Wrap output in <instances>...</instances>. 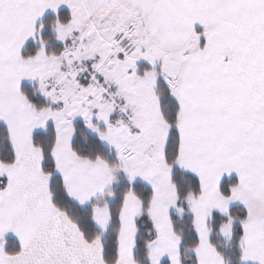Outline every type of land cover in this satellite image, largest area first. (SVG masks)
Wrapping results in <instances>:
<instances>
[{
  "label": "snow or ice",
  "instance_id": "6c2138e0",
  "mask_svg": "<svg viewBox=\"0 0 264 264\" xmlns=\"http://www.w3.org/2000/svg\"><path fill=\"white\" fill-rule=\"evenodd\" d=\"M0 264H264V0H0Z\"/></svg>",
  "mask_w": 264,
  "mask_h": 264
}]
</instances>
